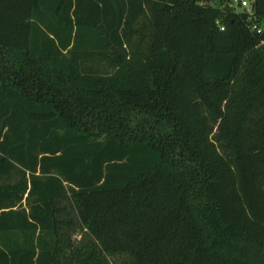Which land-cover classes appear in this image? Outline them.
I'll use <instances>...</instances> for the list:
<instances>
[{"label":"trees","instance_id":"1","mask_svg":"<svg viewBox=\"0 0 264 264\" xmlns=\"http://www.w3.org/2000/svg\"><path fill=\"white\" fill-rule=\"evenodd\" d=\"M212 1L0 0V264H264V0Z\"/></svg>","mask_w":264,"mask_h":264},{"label":"built area","instance_id":"2","mask_svg":"<svg viewBox=\"0 0 264 264\" xmlns=\"http://www.w3.org/2000/svg\"><path fill=\"white\" fill-rule=\"evenodd\" d=\"M252 2L253 0H247V6H246L245 0H230L229 4L230 6L235 7L237 10H238V7H242L252 13ZM253 29L257 30L258 32H261V28L257 24L253 25Z\"/></svg>","mask_w":264,"mask_h":264},{"label":"rangeland","instance_id":"3","mask_svg":"<svg viewBox=\"0 0 264 264\" xmlns=\"http://www.w3.org/2000/svg\"><path fill=\"white\" fill-rule=\"evenodd\" d=\"M224 3L226 4V1L227 0H223ZM212 2H217L216 0H213ZM242 9H245V8H242V7H238V10H242ZM110 259V264H122V262L125 260V257L124 256H121V255H112L109 257Z\"/></svg>","mask_w":264,"mask_h":264},{"label":"clouds","instance_id":"4","mask_svg":"<svg viewBox=\"0 0 264 264\" xmlns=\"http://www.w3.org/2000/svg\"><path fill=\"white\" fill-rule=\"evenodd\" d=\"M245 5L247 6V0H245Z\"/></svg>","mask_w":264,"mask_h":264}]
</instances>
